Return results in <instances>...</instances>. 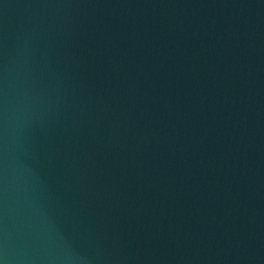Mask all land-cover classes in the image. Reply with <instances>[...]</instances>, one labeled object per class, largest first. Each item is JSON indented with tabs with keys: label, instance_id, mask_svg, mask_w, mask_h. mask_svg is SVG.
Returning <instances> with one entry per match:
<instances>
[{
	"label": "water",
	"instance_id": "1",
	"mask_svg": "<svg viewBox=\"0 0 264 264\" xmlns=\"http://www.w3.org/2000/svg\"><path fill=\"white\" fill-rule=\"evenodd\" d=\"M0 264H264V0H0Z\"/></svg>",
	"mask_w": 264,
	"mask_h": 264
}]
</instances>
